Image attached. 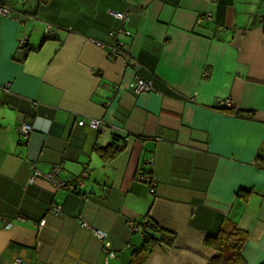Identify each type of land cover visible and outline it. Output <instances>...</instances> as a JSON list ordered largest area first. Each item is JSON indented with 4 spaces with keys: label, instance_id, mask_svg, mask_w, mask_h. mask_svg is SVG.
I'll list each match as a JSON object with an SVG mask.
<instances>
[{
    "label": "crops",
    "instance_id": "obj_1",
    "mask_svg": "<svg viewBox=\"0 0 264 264\" xmlns=\"http://www.w3.org/2000/svg\"><path fill=\"white\" fill-rule=\"evenodd\" d=\"M5 1L0 264H129L148 214L177 241L146 264H207L216 253L204 241L223 222L248 234L247 264H263L264 0ZM111 12L129 14L130 36L117 39L136 66L110 60L121 27ZM138 77L153 90L137 95ZM91 119L100 129L78 124ZM23 123L33 126L28 140ZM109 145L121 153L103 159ZM35 157L42 173L60 165L67 181L89 176L79 190L30 185ZM82 221L107 234L114 258Z\"/></svg>",
    "mask_w": 264,
    "mask_h": 264
},
{
    "label": "built area",
    "instance_id": "obj_2",
    "mask_svg": "<svg viewBox=\"0 0 264 264\" xmlns=\"http://www.w3.org/2000/svg\"><path fill=\"white\" fill-rule=\"evenodd\" d=\"M26 1V0H24ZM11 9L9 7V5L6 3L5 0H0V17H7L11 14ZM112 17H114L116 20H118L121 24V27L119 28V31L117 32H112L111 35L112 37H114L113 43L111 44V47L109 49V54H110V60H120V61H125L128 63H131L133 65H135L136 63L132 60L131 56L126 52V44L122 41H119L117 39V35H125V36H130V32L125 28V26L127 25V23L130 20L129 14L127 12H111L110 13ZM212 15L211 14H207L206 16H204V18L199 20V23H202L203 20L205 21H212ZM45 33L47 34V36L49 37H54L55 32L53 31V29H51V26L47 27ZM28 36L23 37L20 40L19 46L21 51H24L25 48L27 47L28 44ZM100 46H105L104 43L102 42H98ZM136 66V65H135ZM8 87L3 88L2 91H7ZM135 93L138 94H145V93H149L150 91H152V84L149 82L144 81L141 77H138L137 82L135 84ZM228 103V102H227ZM225 102H221L220 106H224ZM79 126L83 127V126H88L91 127L93 129H100V127L103 124V120H99V119H91L90 122H86V120H81L79 121ZM18 131L22 134V136L25 138V140L29 139L30 134L33 131V126L29 123H23ZM39 160L38 157L32 158V174L31 177L29 179V184L32 185L33 183H35L37 178H41L43 180H47L55 190H65L68 188H72L74 190H79L83 187L84 185V180L87 179V177L89 176V172L88 170L83 171L80 174V177L78 179H74L72 181H67L65 179H62L60 176L61 173V169L62 167H60V165H55V167L48 173H42L38 168H37V161ZM152 162V161H151ZM140 180L144 181L148 184H150V187L152 189V191H154L155 189V178L145 175L143 173H141L140 176ZM52 212H54L55 214L60 213V207L54 208L52 209ZM10 226H12V222L11 221H7L6 219L4 220V227L5 228H9ZM81 227H84L88 230H90L93 234L94 237H96L97 239L103 241L104 243L107 240V234L104 231L98 230V229H93L91 227L88 226V224L84 221H82L81 223ZM135 229V228H133ZM137 230V229H136ZM109 243H105L104 245V251L107 253L109 252L108 248H109ZM114 258L115 254L114 252H109L108 258ZM17 263H19V261H17Z\"/></svg>",
    "mask_w": 264,
    "mask_h": 264
},
{
    "label": "trees",
    "instance_id": "obj_3",
    "mask_svg": "<svg viewBox=\"0 0 264 264\" xmlns=\"http://www.w3.org/2000/svg\"><path fill=\"white\" fill-rule=\"evenodd\" d=\"M127 52V51H126ZM129 54V53H128ZM222 114L231 115L239 118H251V112L234 110L233 108L217 109ZM121 148L114 145H109L103 149H99L103 159H114ZM216 235H208L204 241V245L215 251V256L208 260L207 264H247L246 259L242 256L244 247L248 240V234L235 224L223 222ZM141 236L143 243L136 250L129 264H146V260L157 249V247L170 250L177 241V235L171 231L162 228L158 223H155L149 216H146L142 228ZM264 264V263H263Z\"/></svg>",
    "mask_w": 264,
    "mask_h": 264
}]
</instances>
